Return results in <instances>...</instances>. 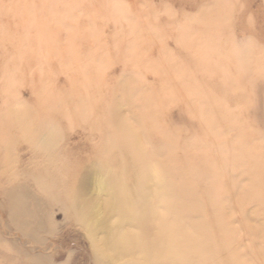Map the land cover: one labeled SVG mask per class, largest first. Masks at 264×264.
<instances>
[{"label":"rangeland","instance_id":"1","mask_svg":"<svg viewBox=\"0 0 264 264\" xmlns=\"http://www.w3.org/2000/svg\"><path fill=\"white\" fill-rule=\"evenodd\" d=\"M119 121L171 163L143 188L184 193L180 219L152 203L194 247L103 243L99 180L136 184ZM0 264H264V0H0Z\"/></svg>","mask_w":264,"mask_h":264},{"label":"bare ground","instance_id":"2","mask_svg":"<svg viewBox=\"0 0 264 264\" xmlns=\"http://www.w3.org/2000/svg\"><path fill=\"white\" fill-rule=\"evenodd\" d=\"M111 131H112V134L117 138L119 144H121L123 148L127 149L133 155V158L129 162H130V165L134 168V170H136V176H135L136 184L134 187L131 188L132 189L131 190L130 188L124 186L123 180H121L117 175H113V174L109 175L108 173H106L107 176L105 179L99 180V181H102V182H99L102 188L103 189L107 188L108 190H111V192L114 194L116 198V206L113 208L114 210L113 212L117 217V221L114 224L108 225L109 229L106 233L107 235L103 239V243L105 244V246L108 247V249L111 252H122L127 249L129 250L135 249L139 254H144V255L149 254V253H153L156 255L157 254H163V255L177 254L178 252L177 250L180 249V247L184 246V247L189 248L193 246L189 244H193V242H197L198 241L197 239L199 238V236L205 233L202 230L204 228L200 229L201 226L204 227L203 225L200 224V221L198 222L200 225L198 224L195 230H194V224L189 222L190 225L193 226V231L190 233H186L183 231L184 235H182L179 238L178 236L179 232L180 230L185 229L184 223L186 222L183 223L184 224V227H183L180 224L182 222H179L176 219L177 223H175L174 225H169L166 221L167 219L165 218V216L163 214H160L159 213L160 211L158 212L157 208H155L156 205H153L152 203L154 201H157L158 199L162 203L161 209H163L164 212L166 211V212L173 214V217L174 215L176 216L177 214H179L180 216L181 212L183 213L185 208L183 209V211H181L182 207L180 203L178 202V200L179 198H181V196H184V193H181L180 190L178 191L176 189V191H178L176 192L177 196H179L177 197L176 195H174V189L176 187L172 184H167L164 186L161 185L157 187L155 191V195L151 197V194H147L145 188H143L144 185L147 182H149V180H152L153 182H155L156 183L155 185H158L159 183H162V184L164 183V181L167 178L168 171L164 169L163 167L166 168L165 165H168L169 160L167 159L168 163L167 162L165 163V161H162L165 164L163 167H160L159 161H158L160 157L158 159L155 157L157 161L153 158L154 156L151 157L150 156L151 154H148L146 149H143L144 147L141 145L142 142H140L139 135H137V133L134 132L133 127L129 126L126 123H123V121H119L115 126H113ZM169 165L167 167H169ZM96 173H105V171L103 172L99 171ZM95 181L96 180L94 179V182ZM174 199H176L177 202ZM110 205L111 204H109V206ZM131 209H133V211ZM130 213H132V215L130 216L132 219H130V217L128 216L130 215ZM184 213H186V211ZM180 217H178V215L176 216V218L178 219H180ZM127 218H129L132 221V222H129L127 226H130L131 224H133L134 226L138 227V231L130 230L129 228L127 229V226L123 227L127 222L126 220ZM153 219L157 224L156 226L157 233L155 236L156 239L154 241L153 239L152 241L145 240L146 239L145 235L149 233L150 223ZM141 220H144L146 222L144 224L139 225V222ZM123 222H125L124 225H122ZM186 229L188 230V228ZM199 230L202 231L203 233L199 232ZM229 232L231 233V231ZM204 236L205 235H203V237ZM197 243H199V241ZM195 249H193V251Z\"/></svg>","mask_w":264,"mask_h":264}]
</instances>
